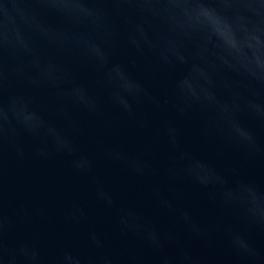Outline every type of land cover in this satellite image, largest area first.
Segmentation results:
<instances>
[{
	"label": "water",
	"instance_id": "95a60500",
	"mask_svg": "<svg viewBox=\"0 0 264 264\" xmlns=\"http://www.w3.org/2000/svg\"><path fill=\"white\" fill-rule=\"evenodd\" d=\"M0 264H264V0H0Z\"/></svg>",
	"mask_w": 264,
	"mask_h": 264
}]
</instances>
